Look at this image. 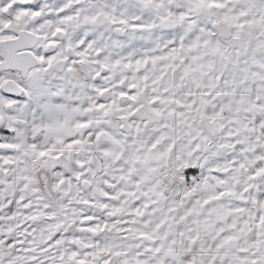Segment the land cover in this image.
Returning a JSON list of instances; mask_svg holds the SVG:
<instances>
[{"label": "rangeland", "instance_id": "obj_1", "mask_svg": "<svg viewBox=\"0 0 264 264\" xmlns=\"http://www.w3.org/2000/svg\"><path fill=\"white\" fill-rule=\"evenodd\" d=\"M9 19L40 37L39 58L55 46L48 58H64V76L80 82L83 93L61 102L56 95H32L24 84L21 102H15L0 90V264H127L129 255L168 250L173 244L168 240L161 247L159 238L165 242L170 235L127 219V157L147 154V143L168 139L172 123L190 122V94L237 90L239 44L219 34L217 20L192 14L178 0H0V39L8 36L2 27ZM12 77L1 75L0 86ZM10 105L14 109L8 111ZM140 106L162 117L142 135L144 121L132 117ZM51 108L72 115L68 137H46L45 112ZM118 116L127 117L131 134L123 132ZM221 123L212 122L219 128ZM1 126L13 128L12 134ZM34 132L43 134L33 138ZM209 137L203 136L205 148ZM235 138L234 131L220 129L211 138L206 151L217 192L204 196L243 199L254 208L264 204V187L250 176L223 172L224 157L235 160ZM92 155L101 161L100 173L90 163ZM28 163L37 166L32 173ZM227 165L234 169V162ZM184 174L178 173L179 184L190 179ZM254 219L259 232L253 245L259 250L264 212ZM254 258L264 264L263 256Z\"/></svg>", "mask_w": 264, "mask_h": 264}, {"label": "crops", "instance_id": "obj_2", "mask_svg": "<svg viewBox=\"0 0 264 264\" xmlns=\"http://www.w3.org/2000/svg\"><path fill=\"white\" fill-rule=\"evenodd\" d=\"M178 2L192 14L217 20L219 34L239 44L236 48L238 70L235 71L238 87L236 91L221 94H190L186 99L192 112L190 122L172 123L171 133L166 134L168 139L147 143V154L128 155L127 219L133 226L138 221L146 231L170 235L165 242L159 238V246L168 240L173 245L168 250L162 247L129 255L127 264H260L263 261L254 256L264 258V247L258 250L253 245L259 232V223L254 218L264 212V204L251 208L243 199L228 201L204 195L217 192L214 173L209 172L212 160L206 151L212 148L211 138H215L217 129L236 134L235 160L225 156L223 172L250 176L264 187L261 179L264 174V0ZM219 24L227 28V37L218 28ZM240 50L246 52L245 57ZM64 97L57 96L55 101H67ZM181 109L178 111L184 110ZM51 110L45 112L50 115L47 119L50 124L44 127L46 137L53 141L60 136L68 137L70 129L66 123L72 120V115L68 117ZM216 119L223 121L220 128L212 124ZM161 122L162 117L157 124ZM151 128L152 125L140 130V135L147 134ZM126 133L131 134V128ZM205 133L210 136L206 148L202 143ZM127 143L138 144L136 141ZM232 162L234 169L228 170L227 164ZM135 170L139 171V177ZM183 170L190 178L185 184L193 188L185 189L179 184L178 173ZM262 250L263 254L259 252Z\"/></svg>", "mask_w": 264, "mask_h": 264}, {"label": "flooded vegetation", "instance_id": "obj_3", "mask_svg": "<svg viewBox=\"0 0 264 264\" xmlns=\"http://www.w3.org/2000/svg\"><path fill=\"white\" fill-rule=\"evenodd\" d=\"M11 23L15 24L11 19H9L6 22V24L2 27L3 32L8 34V36L0 39V42L1 41H10V40H14L17 38V34L15 32L7 29ZM15 25L17 26V30L32 33L37 37V43L31 49H29V52L35 57L38 64L36 66L28 69L25 74H23L21 71H17V70H6V71L0 72V76L3 74L13 75L12 78L4 80V82L0 86L1 94L8 99H12L15 102L17 100H19L20 97L17 98L14 96L6 95L2 92V86L6 82H11V83L15 84L17 87H19V89L21 90V96L24 94V91H25V90H23L24 84H27V85H29L28 86L29 91L32 95L48 94L50 96L51 95H56V96H60V97L68 96L70 98H73L76 94L77 98L81 99L83 91L80 89V87H77L78 85H80V82L75 80L72 76H70V78H67L64 76L69 71L66 60L64 58H61V57H57V58H53V59L48 58V56H51L56 51L55 46H49V48H46V53H47L46 56L47 57L42 58V59L39 58L36 54V51L40 47L39 46L40 45V37L31 31H28L24 28H20L17 24H15ZM18 53H20V51H18L17 54ZM2 61L3 60L1 57V53H0V63ZM76 67L78 68V70L83 71L82 64L78 63ZM74 84H76L75 85L76 87H74ZM71 88H72V90H70ZM97 97L101 98L103 100H106L108 98V96H106L104 94H98ZM92 98H93V103H95L96 97L94 98V96H92ZM68 103L71 104V102H68ZM74 104L76 105L77 103H74ZM9 110H12V107H10ZM117 118H118L117 119L118 122L121 124V129L123 130V132H125V130L127 132V130L130 129V127L128 125L127 117L126 116H118ZM121 118H125L126 125H124L123 122L120 120ZM138 121H140V120H138ZM13 124L16 127H19L20 126L19 119H15ZM146 126H147L146 121H144L140 130L145 129ZM1 129L9 131L10 134H12L11 132L13 131V128H4L3 126H1ZM38 135L39 134L37 132L36 133L34 132L33 138H36ZM28 142H30V146H33L35 144V142L33 140H28ZM100 163H101V161H100ZM101 167H102V164H101Z\"/></svg>", "mask_w": 264, "mask_h": 264}, {"label": "water", "instance_id": "obj_4", "mask_svg": "<svg viewBox=\"0 0 264 264\" xmlns=\"http://www.w3.org/2000/svg\"><path fill=\"white\" fill-rule=\"evenodd\" d=\"M218 28L223 33L224 37L228 36L227 28L223 24H219ZM7 29L15 32L17 34V38L10 41L0 42V53L3 60L0 63V72L6 70H17L25 74L28 69L38 64L35 57L29 52V49L37 43V37L32 33L17 30V26L13 23H11ZM18 51H20V53L17 54ZM2 92L6 95L17 98L21 96V90L19 87L11 82H6L2 86ZM132 117L140 121H146V128L161 121V116L154 113L146 106L138 107L132 113ZM120 120L124 125H126L125 118H121ZM91 165L97 173L101 172V163L94 155L91 156ZM36 168L37 166L33 164H27V171L29 173H32ZM261 179L264 182V174Z\"/></svg>", "mask_w": 264, "mask_h": 264}, {"label": "built area", "instance_id": "obj_5", "mask_svg": "<svg viewBox=\"0 0 264 264\" xmlns=\"http://www.w3.org/2000/svg\"><path fill=\"white\" fill-rule=\"evenodd\" d=\"M1 175H3V174H1ZM184 188H185V189H190V188H193V186L190 185V184H185V185H184Z\"/></svg>", "mask_w": 264, "mask_h": 264}]
</instances>
